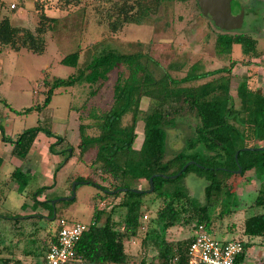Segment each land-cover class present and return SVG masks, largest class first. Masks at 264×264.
<instances>
[{
  "label": "trees",
  "instance_id": "obj_1",
  "mask_svg": "<svg viewBox=\"0 0 264 264\" xmlns=\"http://www.w3.org/2000/svg\"><path fill=\"white\" fill-rule=\"evenodd\" d=\"M34 1L32 8L37 18L34 31L30 32L27 28L19 30L3 17L0 19V45L8 46L15 51L25 48L37 54L43 52L44 37L48 31H51L56 18L44 13L40 0ZM108 1L112 6L105 14L107 26L110 31H116L123 23L139 24L147 21L151 12L157 10L160 4L172 0ZM17 33L18 37H16ZM256 43L257 41L249 35L220 31L215 37L214 48L217 53L229 55L231 44H238L242 57L250 59L264 54V50H256ZM78 53L74 50L59 60V63L75 68L77 70L75 73L66 78L44 80L42 102L18 112L23 114L31 110L39 112L48 104L50 96L59 92L56 91L59 88L65 90L75 83L91 82L97 78L105 80L113 68L121 66L120 68L126 69L125 76L121 70L116 71L109 107L103 111L89 108L86 117L91 123L77 125L75 143L77 153L75 154L69 145L62 147L66 143H63L57 152L62 158L56 163L53 171L58 170L73 157L75 161L83 164L81 159L91 152L92 156L86 166V172L68 173L65 175V182L76 181L74 190L80 184L92 185L96 188L95 194L89 200V204L92 205L89 220L84 222L88 224V228L75 243L73 257L66 264H128L131 256L125 250L124 244L131 238L140 237L138 235L143 225L140 218H147L146 212L142 211L143 208H147L143 205L142 199L149 193L157 199L158 205L152 211L148 210L151 216L148 218L141 239L143 247L150 244L155 249L152 250L154 262L148 264H188L187 253L191 235L189 234L190 236L184 240L168 242L163 238L165 231L172 226L185 224L190 226L191 233L198 225L209 232L213 182L217 179V174H232L237 168H240L239 175L253 170L259 182L254 206L259 207L260 211L243 219L242 238H236L241 242L242 251L234 260V264H241L248 248L256 244L250 242V239L264 238V148L259 149L264 145L263 93L257 88L250 87L248 76H243L235 86L237 100L235 102L229 92L231 70L235 65V59H229L227 67L220 66L209 71H201L194 63L180 77H173L165 71L158 78H154L151 71L146 68V62L152 59L142 56L141 52L125 53L101 48L91 54L82 68L77 69ZM243 65L247 64L244 62ZM88 73H91L90 76ZM206 76L212 77L198 83ZM89 93L93 95L94 90ZM143 97L151 100V106L144 112L139 108ZM183 108L192 112L197 119L193 128L194 136L186 139V145L182 149L172 151L170 155L167 128L176 125L177 111ZM139 121L142 125V138L135 147V129ZM46 125L37 123L12 137L3 139L11 143V153L23 157L36 134L42 132L45 136L54 138L48 150L50 153H55L53 146L59 145L64 138L54 134ZM90 127L95 128L96 133L87 134L85 130ZM188 161L192 162L181 169ZM177 172L180 173L174 178L160 176H171ZM189 174L204 177L206 184L203 187V203L193 199L185 186L173 184V180L182 179ZM150 176L153 177L152 190L149 193L145 191L148 188L141 189L143 190L141 192L130 190L138 189L136 185L141 181L148 183ZM11 177L16 182L18 191L28 183V176L17 169L12 171ZM46 188L48 187L36 188L30 195L32 209L36 210L38 205L43 203L48 208V217L54 215L51 228L39 227L36 223H31L33 232L43 231L44 236L43 240L38 241L37 246L40 250L37 254L40 260L34 264H41L49 246L56 241L55 221L58 218L75 221L66 217L62 210L63 207L73 203L75 197L50 206L49 200H45L44 196L43 200L37 199ZM118 188L125 190L116 193L107 192ZM68 195H70V186ZM116 197L119 198L117 204L108 206L104 204H107L106 199ZM120 211L122 213L114 217L115 213ZM27 217V215L21 217L15 215L10 221L17 225L21 219ZM7 220L8 216L0 215V222ZM33 243H36V240H33ZM35 248L36 246L33 249ZM0 250H11V247L8 249L1 246ZM139 263L145 264L143 257L140 258ZM0 264L24 263L16 258L0 257Z\"/></svg>",
  "mask_w": 264,
  "mask_h": 264
},
{
  "label": "rangeland",
  "instance_id": "obj_2",
  "mask_svg": "<svg viewBox=\"0 0 264 264\" xmlns=\"http://www.w3.org/2000/svg\"><path fill=\"white\" fill-rule=\"evenodd\" d=\"M34 2V0L32 2L31 0H0V8L2 7L0 10L7 9L8 14H12L10 20L13 24L11 25L18 27L19 30L27 28L30 32H33L37 20L32 8ZM40 2L44 13L46 9L54 10L55 8V13L53 12L48 16L56 18L51 31H48L44 37L45 48L43 52L37 54L25 48L15 51L8 46L0 45V110L3 108V100L10 102L12 107H15L14 109L20 106L30 104V106H34L41 103L45 90L44 80L52 81L55 78H66L77 71L71 66L59 63L64 55L77 50L79 53L76 68L80 69L90 59L91 54L98 52L101 48H110L125 53L141 52L142 56L152 59V61L146 62V68L151 71L154 78H158L165 71L173 77H180L194 63L201 71H209L220 66L227 67L229 66L228 60L235 59V65L232 66L231 70L229 89L235 102H237L235 86L243 76H248L247 81L250 87L257 88L264 94V54L257 57V60H252V64H261V67L250 65L246 69L243 63L245 62L248 65L250 62L242 57V51L238 44H231L229 55L217 53L214 48V40L220 30L213 25V23L216 24L215 22L212 23L199 13L198 8L195 6V0H172L169 3L160 4L158 11L151 12L147 21L139 24L123 23L116 31H110L107 26L105 14L112 6V3L108 0H79V2L77 0H40ZM9 3L15 4L14 9H8ZM254 7L255 9H252L254 11H244L240 28L221 32H240L254 37L258 40L256 49L264 50V0L256 1ZM256 13H260V15L256 17ZM0 15V19L6 17L2 12ZM14 18L20 19V22L15 23ZM18 33L16 37H18ZM169 66L172 67L169 68ZM120 67L113 68L105 80L97 78L91 80V82H86L87 84L85 82L75 83L68 86V89L62 90L59 88L56 90L59 92L50 96V101L43 108V114L40 116L41 119L38 123L41 125L47 124L46 127L56 133H60V130L65 128L67 131L65 132L66 136L69 138L67 142L69 143L62 145V147L69 145L76 154L77 125L79 123H91V120L86 117L89 108L103 111L109 107L116 71L121 70L123 75H126V69ZM90 74L88 73V76ZM211 77L206 76L198 83L209 80ZM39 87L41 91H39ZM91 90H94L93 95L89 93ZM35 96H37V100L34 98ZM150 106V99L141 98L139 108L142 112L147 111ZM33 111L36 113H33ZM29 113L15 122L13 132L17 131L15 129H18L16 127L18 125L19 127H29L36 124L37 111L31 110ZM175 120L176 125L167 128L170 155L172 151L182 149L186 145V139L194 136L193 128L197 123L194 114L188 112L186 108L177 111ZM141 126L139 121L135 129V147L139 145L142 138ZM3 131L4 133L6 131L4 126ZM85 131L87 134L96 133L93 127ZM41 136L44 137V134L41 133ZM36 142H41V139H37ZM165 148L166 145L164 152ZM52 149L54 151L59 149V145H54ZM201 151L204 150L201 149ZM91 156V152L85 154L81 159L83 164L75 161L74 157L70 158L64 164L62 170H51V175L54 174L56 180L55 184L51 189L42 192L46 198L45 200H49L50 206L63 201H56L51 204L52 200L62 197L64 191L67 193L66 196L68 195L69 186L73 181H70V183L65 182V175L86 172V166ZM61 158L62 156L59 160ZM32 178L31 181H28V186L25 187L23 194L17 195L13 191L9 195V202L11 203L0 204V215L8 216L7 221L0 222L1 246L8 249L11 247V250H0V257L16 258L24 264H34L40 260L39 255H37L40 250L37 249V246L38 241L43 240L44 237L43 231L40 233L33 232L31 223H36L39 227L51 228L53 226L51 221L54 217V215L48 217V208L43 203L39 204L36 210L31 208V193L36 188L42 187L44 181H46V179H43V183H38L40 179H37L36 174ZM49 180L51 183L54 181L53 179ZM173 184L185 186L188 194L193 199L203 203V187L206 184L204 177L189 174L182 179L173 180ZM258 184V179L253 170L245 171L240 175L236 171L227 175L217 174V179L214 180L211 189V206L209 209V233L212 237L219 240L242 238L243 219L260 211L259 207L254 206ZM148 186L146 181H141L137 183L136 188L147 189ZM131 187L134 188L135 186L131 185ZM95 192L96 188L92 185H77L74 196L75 201L62 208L65 216L75 221H88L92 207L89 200ZM42 194L37 199L43 200ZM142 200L143 205L147 207L142 210L146 212L147 218H140L143 222L138 235L140 237L131 238L124 244L125 250L131 256L128 264H140L141 257L144 258L145 264L154 262L152 256L154 254L152 250H155L154 247L150 244L143 247L141 239L148 224V218L151 216V212L148 210L152 211L158 205V201L150 193ZM105 202H107V204L104 203L107 206L109 204L114 205L119 202V198H108ZM20 207L22 210L29 209L22 213L23 216L27 215L28 217L27 219H21L17 225H14L10 220L15 215L20 216L18 215ZM121 213L122 211L115 213L114 217ZM189 234L191 235L190 226L181 224V226L168 228L163 238L168 242H176L186 239L190 236ZM33 240H36V243H33ZM250 242L256 244H252L248 248L241 264H264V246H260L264 244L262 243L264 238H251ZM34 246H36L35 249H33Z\"/></svg>",
  "mask_w": 264,
  "mask_h": 264
},
{
  "label": "crops",
  "instance_id": "obj_3",
  "mask_svg": "<svg viewBox=\"0 0 264 264\" xmlns=\"http://www.w3.org/2000/svg\"><path fill=\"white\" fill-rule=\"evenodd\" d=\"M31 2H32V0H31ZM9 5L14 6L15 4H13V3L8 4V9H11V10L14 9V7L10 8ZM54 10H55V8H54ZM54 10L46 9L45 13H47L46 14L47 16L48 15L50 16L51 13L54 12ZM1 12H2V14L6 15V18L11 23L10 18L12 17L11 16L12 14L9 15L8 14L9 12L7 9H4V11L0 10V14H1ZM15 18H14L15 23H18V21L20 22V19H15ZM21 22H23V21H21ZM11 24H13V23H11ZM257 45H258V41L256 43V47H257ZM259 56H257V57H259ZM257 57L247 59V60H249L250 63L247 62L249 64L244 65L246 67V69H248V67H250V65L256 66L258 68L262 66L261 64L260 65L252 64V60H255V59L257 60L258 59ZM244 73L246 74V72H244ZM40 87H39V91H41ZM34 98L36 100L38 99L37 96H35ZM40 100H41V98H40ZM2 105H3V108L0 110V160H1L0 161V204L6 203V202H8V204H9V203H11V202H9V195L11 192L15 191L17 195H21L24 193V191L26 189L25 187L28 186V183H27L25 185V187L22 188L21 191H18V186H17L16 182L13 180V178L11 177V173L15 169L19 170L25 176H28V181L29 180L31 181V179H33L32 176H35V174L37 175V179H40L38 183H43V179H46V181H44V183H43V186H47L48 188H46L45 190H47V189L49 190L52 188V186H54L56 180H55V177L51 175V170H53L56 163L59 161L60 154L57 152L60 150L61 145L63 143H67L69 138L66 136L65 132H67V131L65 130V128H62L60 130V133H56L54 130L53 131L51 130L54 134H56L57 136H61L64 139L62 142H60L59 149H55V153H50L48 150V146L50 143H52L54 141V138L47 137L45 135L43 137V136H41L42 132H38L36 134V136L34 137V139H33V141H32V143H31V145H30L25 156L20 157L16 154H13V153H11V149H12L11 143L5 141L3 138L8 137V136L12 137L14 134L19 133L21 130L27 128V127H19V125H18V126H16L18 129H15L17 131H15V132L12 131V130H14L13 128H14L15 122L21 120L23 118V116L25 115L23 113H18V112H21L24 108L30 106L31 104L27 105V106L16 107V109H14L15 107L13 108L12 104H10V102L3 100ZM11 110L14 112H17V114L12 112ZM42 111H43V109L39 112L37 111V114H36V115H38L37 121H40V119H41L40 116L43 114ZM33 113H36V112L33 111ZM27 114H30V113H27ZM37 121H36V124L38 123ZM3 126L6 130L5 133L3 131ZM32 126H34V125H32ZM68 135H69V132H68ZM37 139H41V142H36ZM76 142H77V139H76ZM41 158H42V160H41ZM63 166H61L59 169L62 170ZM49 179H53L54 181L51 183ZM66 194L67 193L64 191V193L62 195L66 196ZM42 198H43V194H42ZM39 200H41V199H39ZM27 202H28V200H27ZM28 204H27V206H28ZM26 210H29V209H23L22 210L20 207L19 214H18V215H20L19 217L23 216L22 213H23V211H26Z\"/></svg>",
  "mask_w": 264,
  "mask_h": 264
},
{
  "label": "built area",
  "instance_id": "obj_4",
  "mask_svg": "<svg viewBox=\"0 0 264 264\" xmlns=\"http://www.w3.org/2000/svg\"><path fill=\"white\" fill-rule=\"evenodd\" d=\"M13 7L10 5V8ZM55 223L56 241L49 246L41 264H66L73 257L75 243L88 228L87 223L64 218H58ZM191 238L187 253L188 264H234L242 251L240 240L216 239L201 225L191 233Z\"/></svg>",
  "mask_w": 264,
  "mask_h": 264
},
{
  "label": "water",
  "instance_id": "obj_5",
  "mask_svg": "<svg viewBox=\"0 0 264 264\" xmlns=\"http://www.w3.org/2000/svg\"><path fill=\"white\" fill-rule=\"evenodd\" d=\"M196 6L198 8L199 13L208 18L213 25L220 31H232L241 27L245 7L241 0H195ZM264 145L259 149H263ZM245 149H258V148H245ZM237 151L234 154V158H236ZM190 162H186L181 169H184ZM240 168L236 169L238 173ZM180 172H177L174 175L166 176L160 175L163 178H174ZM152 177L148 178L149 188L145 190L146 192H150L152 190ZM77 182L73 181L70 185V195L58 197L51 201V204H54L56 201L62 200H70L75 196L74 186ZM125 188H118L113 191H107L108 193H116L118 191H124ZM133 192H141V189H130Z\"/></svg>",
  "mask_w": 264,
  "mask_h": 264
},
{
  "label": "flooded vegetation",
  "instance_id": "obj_6",
  "mask_svg": "<svg viewBox=\"0 0 264 264\" xmlns=\"http://www.w3.org/2000/svg\"><path fill=\"white\" fill-rule=\"evenodd\" d=\"M241 1L243 2V5L245 7V11L251 12V11H254L252 9H255V7H254L255 2L256 1H260V0H245V1L244 0H241ZM256 14H257V15H255L256 17L260 15V13H256ZM254 39L257 40L256 38H254Z\"/></svg>",
  "mask_w": 264,
  "mask_h": 264
}]
</instances>
